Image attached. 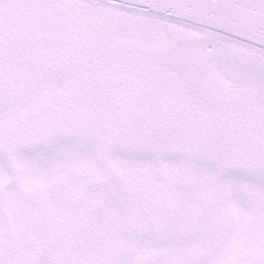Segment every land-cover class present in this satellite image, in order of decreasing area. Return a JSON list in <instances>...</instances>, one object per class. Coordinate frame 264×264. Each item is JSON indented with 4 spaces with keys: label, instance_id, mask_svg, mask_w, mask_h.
<instances>
[{
    "label": "snow or ice",
    "instance_id": "obj_1",
    "mask_svg": "<svg viewBox=\"0 0 264 264\" xmlns=\"http://www.w3.org/2000/svg\"><path fill=\"white\" fill-rule=\"evenodd\" d=\"M0 264H264V0H0Z\"/></svg>",
    "mask_w": 264,
    "mask_h": 264
}]
</instances>
